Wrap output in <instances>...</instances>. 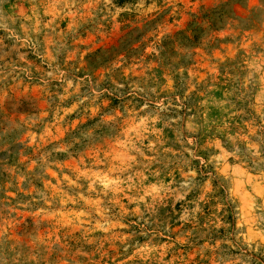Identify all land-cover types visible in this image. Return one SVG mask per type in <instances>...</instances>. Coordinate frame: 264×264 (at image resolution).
<instances>
[{"label":"rangeland","instance_id":"rangeland-1","mask_svg":"<svg viewBox=\"0 0 264 264\" xmlns=\"http://www.w3.org/2000/svg\"><path fill=\"white\" fill-rule=\"evenodd\" d=\"M150 3L146 0L144 7ZM188 7L190 15L173 18L171 7L167 15L161 14L165 33L161 43L170 53L167 64H158L149 52L145 39L150 33L137 48H125L126 63L117 70L121 81L147 77L148 88L159 93L152 97L159 108L150 104V110L135 109L137 115L109 129L115 136L96 142L95 133L88 137L84 120L77 122L75 113L62 112L58 121L55 111L29 109L21 100L14 113L10 106L14 101L5 102L0 112V230L12 240L22 239L26 227L37 228L29 239L68 249L62 253L63 262L53 251L50 264H264V212L259 208L264 203V164L251 163V152L257 148L264 156V32L245 34L236 27L233 0H189ZM137 9L139 0H113L104 8V17L120 33L139 32L142 17ZM32 10V0L0 3V36H6L5 28L15 32L25 42L20 51L34 65L31 69L22 65L23 71L38 79L43 69L47 78L42 84L63 93L60 82L67 73L57 64L41 65L37 55L47 42L42 44V37L37 39L30 30L33 22L26 18ZM197 14L201 23L193 21ZM81 20L66 16L57 22L67 32L81 27ZM14 43L6 38L0 54L8 57ZM15 59L0 63V70L12 71ZM22 79L24 88L31 87L34 100L43 105L37 84L29 85L27 76ZM126 87L130 93L132 88ZM73 103L72 97L64 101L66 108ZM34 117L40 119L31 127L22 123ZM141 133L147 137L145 144L156 145L162 159L149 169L159 171L158 176L144 173L145 191H151L148 202L156 200L147 234L135 223L138 216L130 193L106 198L92 191L96 185L88 179H96L94 165L100 156L110 161V167L112 162L126 163L131 154L127 137L139 138ZM75 139L80 143L73 144ZM25 204L30 208L22 207ZM140 210L144 211L143 204ZM125 224L130 227H122ZM152 248L159 249L154 258L152 252L137 254L138 249ZM145 254L149 259L142 258Z\"/></svg>","mask_w":264,"mask_h":264},{"label":"clouds","instance_id":"clouds-1","mask_svg":"<svg viewBox=\"0 0 264 264\" xmlns=\"http://www.w3.org/2000/svg\"><path fill=\"white\" fill-rule=\"evenodd\" d=\"M3 2L4 0H0V3ZM112 2L113 0H32V15L26 19L33 22V27L30 30L35 37L37 39L42 37V44L47 42L46 46L41 47L37 55L41 65L57 64L67 73L60 82L63 93H60L59 88L53 92L42 84V81L47 78L43 69L38 79L34 78L31 72L23 71L22 65H27L30 69L34 67L26 59L27 53L20 51V48L25 47V42L21 41L15 32L5 28L6 36H0V52L6 47V38L15 41V43L8 49V57L0 54V63H9L13 56L16 59L10 64L12 71L5 73L0 70V112H4L6 101H14L10 106L15 113L21 107V100H23L27 102L29 109L39 107L44 113L55 111L58 121L63 118L62 112L64 115L75 113L77 122L80 119L84 120L88 128L87 136L92 137L95 133L96 142H102L105 137L116 135L115 131H109V129H115L121 120H128L137 115L135 109L150 110V104H155L159 108V104L152 98L153 96L158 97L159 93L155 88H148L147 77H144L143 81L122 82L117 70L126 63L124 59L125 48L129 45L137 48L138 42L145 37V34L149 33L150 38L145 39L149 52L154 54L158 64H167V57L170 56V53L161 43L165 34L163 25L160 24L161 19H163L161 14L167 15L166 9L171 7L173 18L184 16L186 13L190 15L189 0H151L148 8L144 7L146 0H139L137 11L142 17L140 30L139 32L126 31L124 33L119 32L118 26H113L112 20L104 17V8L112 5ZM233 2L234 17L238 29L245 34L256 31L264 32V0H233ZM101 5L103 7H98ZM177 5H184L185 7L177 9ZM66 16L82 18V26L79 28L74 26L67 32L59 29L57 21ZM48 17H52V19L47 20ZM0 19L3 17L0 16ZM42 20L47 22L42 23ZM193 21L201 23L199 14L193 16ZM166 23L165 20L164 24ZM203 23L207 24L208 22L203 21ZM176 39L179 40V38ZM97 48H99V52L96 51ZM89 53L92 55L90 56ZM113 57H116L114 63L112 62ZM139 66L143 67V61L140 62ZM48 75L50 76L51 73ZM139 75L143 76V71ZM23 76H27L26 82L29 85L37 84L43 94L41 97L45 101L43 105H40L38 100H34L31 87L24 88ZM68 76H71L72 79H68ZM168 79L167 87L171 89V77L169 76ZM126 85L132 88L130 93ZM177 87H182V83L178 84ZM69 97L73 98L74 103L71 108H66L64 101ZM122 107L124 108L122 112L113 111V109H121ZM168 107L166 106L163 110L166 111ZM127 108H132L133 111L128 112ZM109 116L111 117L110 120L107 119ZM90 118L91 122H89ZM39 119V117H34L33 121H22V123H28L31 127V123ZM11 126L20 128V125L15 123ZM189 128L191 129V121H189ZM145 139L147 137L143 133L139 138L128 136L126 148L131 154L127 162L122 165L112 162L110 167V161L100 156L94 165L97 172L96 179H92L91 176L88 179L96 185L92 191L97 195L103 194L106 198L111 195V198L115 199L121 193H130L133 202L136 204L135 214L138 219L135 223L142 227L144 233L147 234V228L152 226L150 221L154 215L153 205L156 200L154 199L152 203L148 202L147 197L151 195V191H145L144 180L147 179V176L144 173L147 172L154 178L158 176L159 171L152 173L149 169L162 163V159L156 145L154 143L145 144ZM72 143L78 144L80 140L75 139ZM188 143L191 144V140H188ZM61 150L66 149H57V151ZM167 151L170 150H165V152ZM146 152L151 155H145ZM251 157L253 158L251 160L253 166L264 164V156H262L259 148L251 152ZM136 170H139V176L136 175ZM113 175L117 179H108ZM120 177L124 178L121 179ZM137 180L138 183L133 182ZM156 184L158 187H163L158 180ZM160 198L162 199V196ZM203 199L204 196H201V200ZM142 204L144 206L143 212L140 210ZM22 207L30 208V204L22 205ZM259 208L264 212V203L260 204ZM40 214L35 213L37 216ZM141 220L143 221L142 225ZM122 227L129 228L130 225L125 224ZM37 230V228L26 227L23 229L24 237L18 240H12L5 231L0 230V264H50L49 258L53 251L58 254L57 259L63 262L66 258L62 253L68 249L59 245L53 249L51 242H37L34 237L29 239V235ZM127 239L126 237L125 240ZM123 247L127 253L128 244L125 243ZM158 251V248L138 249L137 254L152 252L154 258V254ZM81 256L87 258L88 253L81 250ZM142 258L149 259L147 254Z\"/></svg>","mask_w":264,"mask_h":264}]
</instances>
